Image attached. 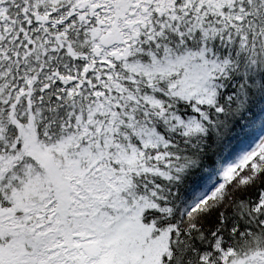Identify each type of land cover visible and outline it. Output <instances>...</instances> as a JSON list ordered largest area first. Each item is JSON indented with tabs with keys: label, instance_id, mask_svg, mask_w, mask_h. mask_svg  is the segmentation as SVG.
I'll return each mask as SVG.
<instances>
[{
	"label": "snow or ice",
	"instance_id": "1",
	"mask_svg": "<svg viewBox=\"0 0 264 264\" xmlns=\"http://www.w3.org/2000/svg\"><path fill=\"white\" fill-rule=\"evenodd\" d=\"M0 264H264V0H0Z\"/></svg>",
	"mask_w": 264,
	"mask_h": 264
}]
</instances>
